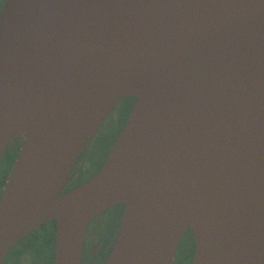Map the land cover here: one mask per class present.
<instances>
[{
  "label": "water",
  "instance_id": "1",
  "mask_svg": "<svg viewBox=\"0 0 264 264\" xmlns=\"http://www.w3.org/2000/svg\"><path fill=\"white\" fill-rule=\"evenodd\" d=\"M134 102L100 167L61 193L116 102ZM0 264L53 220V264L121 204L102 264H264V0H3Z\"/></svg>",
  "mask_w": 264,
  "mask_h": 264
},
{
  "label": "flooded vegetation",
  "instance_id": "2",
  "mask_svg": "<svg viewBox=\"0 0 264 264\" xmlns=\"http://www.w3.org/2000/svg\"><path fill=\"white\" fill-rule=\"evenodd\" d=\"M2 2L3 0H0V6ZM119 102H122L123 106L128 108L129 111L134 102V98L130 96L122 97L116 102L115 105H117ZM125 119L126 116L123 122L125 121ZM119 130L114 134L113 139L109 140L108 144L105 146L104 149L105 155L109 145L112 143ZM89 143L87 147L89 146ZM8 148L14 149L16 156L17 148H18L17 140L16 142L13 140L5 147V149L3 150L0 156V161L2 160V156L10 152L8 151L10 150ZM86 149L84 151H86ZM81 154L78 155L79 158ZM105 155L102 158L101 163L103 162ZM15 156L13 158H15ZM13 160L11 159L10 164L6 170V173L2 179L0 185V191L4 184L5 177ZM79 161L80 160H78L76 165L70 171L71 178L63 186L61 193L76 187L84 180L83 177L81 176L82 172L77 167ZM100 165L90 173L93 174L100 167ZM121 211H122V205L115 204L101 210L99 213H97L93 218H91L88 221L83 231L79 264H102L104 262L105 258L107 257L111 249L113 240L116 236ZM54 231H55V222L53 220L42 222L37 226L33 227L26 234L20 237L5 252L2 259V264H53ZM184 239L186 240L184 241ZM193 246L194 245L191 238V231L190 229H186L178 239L173 251V255H172L173 261L175 259L174 257L176 254L175 264H189L191 259V254L193 251ZM172 260L170 264H173Z\"/></svg>",
  "mask_w": 264,
  "mask_h": 264
},
{
  "label": "rangeland",
  "instance_id": "3",
  "mask_svg": "<svg viewBox=\"0 0 264 264\" xmlns=\"http://www.w3.org/2000/svg\"><path fill=\"white\" fill-rule=\"evenodd\" d=\"M127 111L128 108L123 106L122 102L115 105L96 131L86 151L81 154L80 158L78 157L80 161L77 167L82 172L81 176L83 179L88 178V176L92 174L90 172L100 165L104 156L105 146L108 144L109 140H112L114 134L121 127L125 116L127 117ZM185 240L186 239H184V241ZM174 258V261L172 260L173 264L176 262V254Z\"/></svg>",
  "mask_w": 264,
  "mask_h": 264
},
{
  "label": "trees",
  "instance_id": "4",
  "mask_svg": "<svg viewBox=\"0 0 264 264\" xmlns=\"http://www.w3.org/2000/svg\"><path fill=\"white\" fill-rule=\"evenodd\" d=\"M14 141L16 142V140H14ZM8 149H10V150H8L10 152L8 154H5L4 156H2V160L0 161V165H1V168H0V172H1V174H0V185H1V182H2L4 175L6 173V170L10 164L11 159L13 160L14 159L13 157L15 156L14 149H11V148H8Z\"/></svg>",
  "mask_w": 264,
  "mask_h": 264
}]
</instances>
